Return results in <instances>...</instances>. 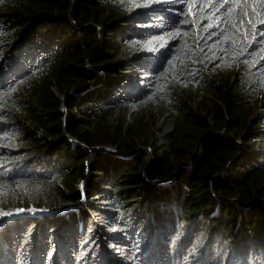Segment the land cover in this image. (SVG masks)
<instances>
[{
    "label": "trees",
    "instance_id": "16d2710c",
    "mask_svg": "<svg viewBox=\"0 0 264 264\" xmlns=\"http://www.w3.org/2000/svg\"><path fill=\"white\" fill-rule=\"evenodd\" d=\"M0 225V264H264V0H0Z\"/></svg>",
    "mask_w": 264,
    "mask_h": 264
},
{
    "label": "rangeland",
    "instance_id": "374dc122",
    "mask_svg": "<svg viewBox=\"0 0 264 264\" xmlns=\"http://www.w3.org/2000/svg\"><path fill=\"white\" fill-rule=\"evenodd\" d=\"M104 149H107V148L104 147ZM32 214H33V213H32ZM16 216H17V215L9 216L6 220H11V219L15 218ZM0 227H1V225H0Z\"/></svg>",
    "mask_w": 264,
    "mask_h": 264
},
{
    "label": "water",
    "instance_id": "95a60500",
    "mask_svg": "<svg viewBox=\"0 0 264 264\" xmlns=\"http://www.w3.org/2000/svg\"><path fill=\"white\" fill-rule=\"evenodd\" d=\"M94 149H100L99 147H94Z\"/></svg>",
    "mask_w": 264,
    "mask_h": 264
},
{
    "label": "snow or ice",
    "instance_id": "6c2138e0",
    "mask_svg": "<svg viewBox=\"0 0 264 264\" xmlns=\"http://www.w3.org/2000/svg\"><path fill=\"white\" fill-rule=\"evenodd\" d=\"M21 211H23V210H21ZM6 215H10V214H6Z\"/></svg>",
    "mask_w": 264,
    "mask_h": 264
}]
</instances>
